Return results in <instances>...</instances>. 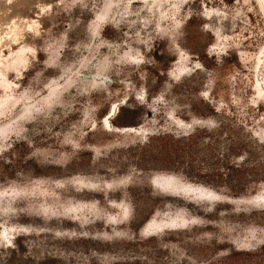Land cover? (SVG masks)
I'll return each instance as SVG.
<instances>
[{"label": "rangeland", "instance_id": "obj_1", "mask_svg": "<svg viewBox=\"0 0 264 264\" xmlns=\"http://www.w3.org/2000/svg\"><path fill=\"white\" fill-rule=\"evenodd\" d=\"M0 264H264V0H0Z\"/></svg>", "mask_w": 264, "mask_h": 264}, {"label": "trees", "instance_id": "obj_2", "mask_svg": "<svg viewBox=\"0 0 264 264\" xmlns=\"http://www.w3.org/2000/svg\"><path fill=\"white\" fill-rule=\"evenodd\" d=\"M200 122H196V125L194 128L192 127L191 124H189L186 128V130H184L183 132H180V136L183 139H187V140H195L196 138H199V136L201 135V132L205 133L203 136V142H209L212 138V136L218 135V137L224 138L226 136V132L223 129V122H220V126L219 128L216 129H211V125H213V122H207V124H205L204 126H200L199 124ZM158 135L156 137L158 138H165V137H170V133L167 131H158L157 132Z\"/></svg>", "mask_w": 264, "mask_h": 264}, {"label": "bare ground", "instance_id": "obj_3", "mask_svg": "<svg viewBox=\"0 0 264 264\" xmlns=\"http://www.w3.org/2000/svg\"><path fill=\"white\" fill-rule=\"evenodd\" d=\"M9 42V41H8Z\"/></svg>", "mask_w": 264, "mask_h": 264}]
</instances>
